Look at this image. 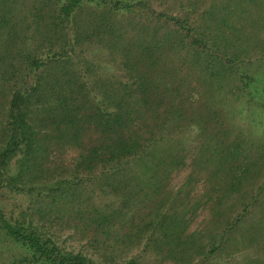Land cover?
Wrapping results in <instances>:
<instances>
[{"label":"trees","instance_id":"trees-1","mask_svg":"<svg viewBox=\"0 0 264 264\" xmlns=\"http://www.w3.org/2000/svg\"><path fill=\"white\" fill-rule=\"evenodd\" d=\"M161 1L0 0V264H264V0Z\"/></svg>","mask_w":264,"mask_h":264},{"label":"rangeland","instance_id":"rangeland-1","mask_svg":"<svg viewBox=\"0 0 264 264\" xmlns=\"http://www.w3.org/2000/svg\"><path fill=\"white\" fill-rule=\"evenodd\" d=\"M151 2L153 3L154 2V5H158V4H161V7L164 9L165 6L162 5V1L161 0H151ZM90 59L91 60H94L96 63H98L100 65V67L103 70V72L105 73H109V72H113L114 73L116 72L114 68V65L112 64V61L110 59V56L108 55L107 52L105 51H97V50H93L90 52ZM110 69V70H109ZM260 72L263 73L264 72V67L260 68ZM233 100L234 97L232 96L231 97ZM241 100V105H240V102H234L233 103V106H232V110L231 113L233 115V117H235L236 119H238V117H242L243 114H239L237 115V111H239L240 109H244L246 108L245 104H246V99L241 97L239 98ZM254 110H257V107H253V111ZM244 114H247L245 111H243ZM249 122H251V127H252V134L251 135H245L243 136L249 143L250 142H255L257 144L261 143V142H264V116L262 114L259 113V110L258 112H256V114H254L253 116H249ZM237 121V120H236ZM243 126L242 128L244 127V131L247 132V128H246V124L242 123ZM183 174V173H182ZM184 174H187V172H184ZM61 240H65V236H63L61 238ZM67 244H69L67 242ZM2 258L3 260L1 259V262L7 264L9 263L8 261L9 260H12L13 257H18V256H21L25 253L19 251L18 249H5L3 248L2 249Z\"/></svg>","mask_w":264,"mask_h":264}]
</instances>
